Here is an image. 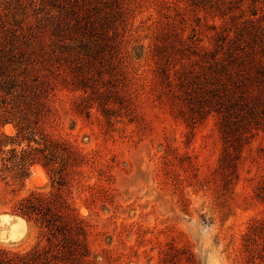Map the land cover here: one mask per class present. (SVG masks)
I'll return each mask as SVG.
<instances>
[{
	"label": "rangeland",
	"instance_id": "rangeland-1",
	"mask_svg": "<svg viewBox=\"0 0 264 264\" xmlns=\"http://www.w3.org/2000/svg\"><path fill=\"white\" fill-rule=\"evenodd\" d=\"M20 29L81 46L43 72L86 87L58 88L49 130L96 185L89 207L72 193L89 264H264V0H0V36ZM54 190L40 164L20 177L0 158L1 246L36 243L11 206Z\"/></svg>",
	"mask_w": 264,
	"mask_h": 264
},
{
	"label": "trees",
	"instance_id": "trees-1",
	"mask_svg": "<svg viewBox=\"0 0 264 264\" xmlns=\"http://www.w3.org/2000/svg\"><path fill=\"white\" fill-rule=\"evenodd\" d=\"M63 26L57 24L56 28ZM30 38L22 29L13 30L9 38L0 36V158L10 163L20 177L32 165L40 164L55 184V190L32 191L14 201L10 214L32 222L38 239L23 250L0 245V264H89L88 228L74 206L72 193L87 191L89 195L85 194L83 199L89 207L87 200L96 185L82 182L83 167L89 162L81 148L49 130L56 125L53 97L58 88L85 92L86 87L85 84L72 87L69 78L60 72H43L54 65V60L78 59L81 46L79 51L71 47L60 53L45 40ZM58 40L52 44H58ZM79 73L78 81L86 83V72ZM94 93L105 94L96 89ZM79 98L85 99L81 95ZM74 109L82 112V105L76 104ZM8 124L13 127V134L4 131Z\"/></svg>",
	"mask_w": 264,
	"mask_h": 264
},
{
	"label": "bare ground",
	"instance_id": "bare-ground-1",
	"mask_svg": "<svg viewBox=\"0 0 264 264\" xmlns=\"http://www.w3.org/2000/svg\"><path fill=\"white\" fill-rule=\"evenodd\" d=\"M9 127H10V126H9ZM37 166H38V165H37ZM43 182H44V181H43L42 179H38V183H39L40 185L43 184ZM17 220H19V221H24V220H22L21 218H17ZM15 222H16V221H15ZM15 222H14V223H15ZM14 223H13V224H14ZM15 225H16V224H15Z\"/></svg>",
	"mask_w": 264,
	"mask_h": 264
}]
</instances>
